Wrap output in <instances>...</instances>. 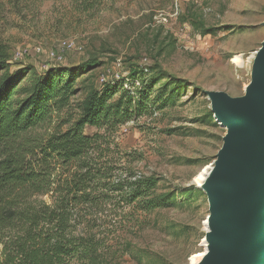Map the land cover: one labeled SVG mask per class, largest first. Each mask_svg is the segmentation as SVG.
<instances>
[{
    "label": "rangeland",
    "instance_id": "374dc122",
    "mask_svg": "<svg viewBox=\"0 0 264 264\" xmlns=\"http://www.w3.org/2000/svg\"><path fill=\"white\" fill-rule=\"evenodd\" d=\"M177 3V20L154 22ZM195 21L214 34L202 37ZM263 44L264 0H0V45L11 70L28 68L30 77L80 71L70 108L34 134L67 131L92 89L118 84L131 70L147 68L149 79H158L148 109L111 136L106 159L158 178L157 195L174 197L170 207L149 214L115 207L116 195L102 208L105 227L125 232L99 235L115 249L131 244L139 257L127 253L117 264H192L205 252L211 204L202 186L228 135L216 122L210 94L247 98Z\"/></svg>",
    "mask_w": 264,
    "mask_h": 264
},
{
    "label": "trees",
    "instance_id": "16d2710c",
    "mask_svg": "<svg viewBox=\"0 0 264 264\" xmlns=\"http://www.w3.org/2000/svg\"><path fill=\"white\" fill-rule=\"evenodd\" d=\"M193 26L202 37L215 32L203 21ZM29 74L28 68L11 70L0 45V264H117L133 254L132 245L115 249L99 235L125 232L105 227L102 208L116 195L121 200L115 207L149 214L170 207L174 197L157 195L158 178L106 159L111 136L148 109L158 79L131 70L130 79L142 82L139 90H127L123 82L92 89L67 131L40 135L37 129L70 108L80 71ZM87 128L104 134L89 135Z\"/></svg>",
    "mask_w": 264,
    "mask_h": 264
},
{
    "label": "water",
    "instance_id": "95a60500",
    "mask_svg": "<svg viewBox=\"0 0 264 264\" xmlns=\"http://www.w3.org/2000/svg\"><path fill=\"white\" fill-rule=\"evenodd\" d=\"M251 84L246 100L210 94L216 122L233 131L216 175L202 186L213 220V252L202 264H264V52L255 58Z\"/></svg>",
    "mask_w": 264,
    "mask_h": 264
},
{
    "label": "bare ground",
    "instance_id": "6f19581e",
    "mask_svg": "<svg viewBox=\"0 0 264 264\" xmlns=\"http://www.w3.org/2000/svg\"><path fill=\"white\" fill-rule=\"evenodd\" d=\"M263 52H264V44L261 47V49L258 51V53L255 54V58H257V62H258L259 58H261ZM252 87H253V84H251L250 86L247 87V90H246L247 95H249L251 93ZM212 99L216 104L215 96L214 97L212 96ZM230 99L234 102H237L239 100V99H232L231 97H230ZM243 100H246V98H244ZM216 118L218 121H220V117L218 114L216 115ZM221 124H222L223 128L228 129V138H229L231 136L232 131H233L232 128L227 126L223 122H221ZM221 159H222V157H220V159L216 162L215 166L211 168L209 176L208 177L206 176V178H204L205 181H204L203 185L210 182L211 179L216 175V173L219 169V166H220ZM211 199H212V192H211ZM211 202H213V200ZM208 226H209V233H208L207 238H206L205 243H204L205 252L200 256V258L198 260L193 261L192 264H202L213 252V249H212L213 220H212V218L209 219Z\"/></svg>",
    "mask_w": 264,
    "mask_h": 264
},
{
    "label": "built area",
    "instance_id": "2783aa9c",
    "mask_svg": "<svg viewBox=\"0 0 264 264\" xmlns=\"http://www.w3.org/2000/svg\"><path fill=\"white\" fill-rule=\"evenodd\" d=\"M179 14H180V8L178 7V3H177L176 8L173 13H167L165 11H160L154 16V22L157 25L166 26L170 24L171 21L177 20V18L179 17ZM142 70L144 71L145 74L149 73V69L147 68L142 69ZM120 82H123L124 88L127 90L135 91V90H139L142 87V82L140 80H135V81L131 80L130 74L127 77H125L123 81H120ZM154 111H156V109Z\"/></svg>",
    "mask_w": 264,
    "mask_h": 264
}]
</instances>
